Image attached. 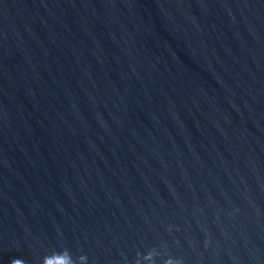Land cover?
<instances>
[{
    "label": "water",
    "instance_id": "1",
    "mask_svg": "<svg viewBox=\"0 0 264 264\" xmlns=\"http://www.w3.org/2000/svg\"><path fill=\"white\" fill-rule=\"evenodd\" d=\"M0 264H264V0H0Z\"/></svg>",
    "mask_w": 264,
    "mask_h": 264
}]
</instances>
